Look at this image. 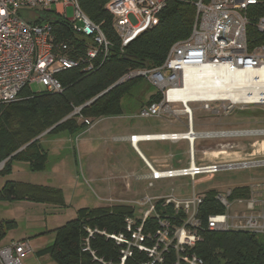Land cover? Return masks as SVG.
<instances>
[{
  "label": "built area",
  "instance_id": "1",
  "mask_svg": "<svg viewBox=\"0 0 264 264\" xmlns=\"http://www.w3.org/2000/svg\"><path fill=\"white\" fill-rule=\"evenodd\" d=\"M169 0H108L106 10L111 14L113 28L124 46L139 33L157 22L161 9ZM195 17L189 35L173 42L163 62L153 67L133 70L124 79L140 76L160 96L143 105L132 117H163L169 122L183 123L185 132L161 133L156 135L131 136L138 138L178 139L189 143L187 165L176 168H155L145 161L149 169L148 178L154 180L190 177L206 172H217L233 167L230 163H202L196 159L193 141L201 135L215 136L224 132H196L193 127L191 102H199L211 114H227L233 109L257 107L264 110V13H260V0H194ZM54 5V11L65 18L75 34L87 40L83 55L75 57L68 41H55L48 21L34 22ZM71 6L73 16H66L65 8ZM110 40L100 23L92 21L81 9L78 0H0V104L14 102L21 90L31 83L40 90L58 92L62 84L56 74L66 69L81 67L92 70L95 62L104 60ZM229 89L220 86L231 85ZM203 87L200 89V87ZM217 88V90H215ZM220 92L217 94L216 92ZM259 94L257 100L249 97L250 92ZM246 96V99L241 98ZM236 96H239L238 98ZM82 106L72 112L78 113ZM88 126L93 120L84 119ZM186 135V136H184ZM190 135V136H189ZM255 165L249 166H259ZM259 164L263 165V163ZM3 162L0 163V169ZM244 167V166H243ZM249 186V185H248ZM248 199H227L230 189L218 193L215 198L225 207L219 214L207 217L208 230H246L264 233V211L256 206L264 203L254 197L258 191L264 194V183L251 185ZM203 194L192 191L186 197L173 193L161 196H143L133 202L140 216L128 217L125 229L116 233L101 234L111 238L119 247L117 264H203L194 251L196 243L202 241V220L199 206ZM237 204L241 209H232ZM170 207V214L160 213ZM154 217L157 227L144 233L143 223ZM180 220L179 224L171 219ZM136 219L140 223L136 225ZM89 236L93 231L87 229ZM88 249V239H85ZM32 251L27 239L0 246V264H23ZM138 255L144 259L138 261ZM131 261V263H129Z\"/></svg>",
  "mask_w": 264,
  "mask_h": 264
},
{
  "label": "trees",
  "instance_id": "2",
  "mask_svg": "<svg viewBox=\"0 0 264 264\" xmlns=\"http://www.w3.org/2000/svg\"><path fill=\"white\" fill-rule=\"evenodd\" d=\"M107 1L78 0L82 11L92 21L100 23L111 42L101 63L97 60L94 68L88 71L74 67L57 73L56 77L62 84L61 91H33L26 86L17 100L0 104V163L3 162L1 176L11 173V163L14 160L26 162L31 171L43 170L48 151L41 145L42 136L62 133L74 135L88 127L84 119L122 114L123 96L129 93L134 84L145 80L140 76L121 82L119 80L130 71L161 64L170 45L189 35L195 17L194 0H169L159 12L153 26L122 46L113 28L112 16L105 8ZM260 1V13H264V0ZM44 20L50 23L55 41H68L75 57L84 54L87 40L75 34L63 16L51 9L33 21L37 23ZM145 83L149 86L146 81ZM159 98L154 90L145 101H141V105ZM87 102L89 103L86 104ZM80 106L79 112L72 114ZM46 130L45 134L39 136ZM218 193L216 189L203 193V201L199 206L202 241L195 244L193 251L202 258L203 264H264V233L207 229L208 215L225 211V207L215 198ZM249 197V186L239 185L230 189L227 199L232 202ZM17 200L56 206L65 204L60 189L14 180L5 181L0 188V202ZM157 210L168 215L171 212L170 207L163 210L160 205H157ZM128 217H136V208L132 204L82 207L76 211L73 219L50 230L54 233L53 243L41 252H48L54 264H117L119 247L100 231L107 234L123 231ZM171 222L179 224L180 220L171 219ZM139 223L140 220L136 219V225ZM14 225L13 219L0 218V242L6 231ZM156 227L155 218L148 217L142 230L147 234ZM87 229L93 231L91 236ZM137 257L138 261L144 259L142 255ZM166 264H171L169 257Z\"/></svg>",
  "mask_w": 264,
  "mask_h": 264
},
{
  "label": "rangeland",
  "instance_id": "3",
  "mask_svg": "<svg viewBox=\"0 0 264 264\" xmlns=\"http://www.w3.org/2000/svg\"><path fill=\"white\" fill-rule=\"evenodd\" d=\"M44 7L55 9L54 5L41 6L40 9ZM65 12L67 17L71 18L73 16L71 6H67ZM30 88L33 91H40L39 85L35 83H31ZM153 92L154 88L150 85L147 86L145 81L134 84L129 93L122 98L123 113L121 117H125L123 120H128L126 119L128 115L136 114L140 109L141 101H145L146 97ZM189 106L193 112V127L196 132L201 130H204L202 132H227L228 129L264 128V113L263 116L248 112H235L230 115H224L221 112L220 114H211L209 111L204 110L199 102H191ZM102 117L105 118L106 116ZM179 118L183 121L182 124L169 122L165 116L135 118L133 120L134 122L146 121L154 125L163 124V127L156 129L159 131L185 132L187 129L185 117L179 115ZM97 119H93L95 127L83 136L81 135L82 132L74 135L65 133L56 136H42L40 139L41 145L48 151L45 169L31 171L26 162L14 160L11 163V175L0 177V187L5 180L37 184L50 183L61 189L65 198L63 206L48 207L45 205V208L38 206L39 203L31 201L23 205L16 203L8 205V209L4 207L6 205L0 204V218L15 221V225L6 231L0 246L24 238H30L32 241V251L23 259V264H54L48 252H41L53 243L54 237L50 235V230L73 219L76 211L82 207L112 204L111 199L101 200L99 195L102 193L101 190L105 191L108 187L106 178L110 174L109 151L114 141L112 134L105 129V126L109 124L107 122H110V120L104 119L99 122ZM96 136L100 139L99 142L104 149H107V152L102 156L101 152L98 151L91 154L89 158L85 156L84 152L86 151L82 147L84 138L89 143V138ZM215 136L201 135L195 139L193 149L197 160L200 158L202 163L234 164L246 161L250 157L263 163V165L254 167L233 166L217 172L201 173L196 175L193 181L190 177L165 179L158 182L161 187H165V190H163L165 194L173 193L180 197H186L192 191V184L196 193L203 194L210 189H216L219 193H224L226 189L235 186L249 185L251 187L256 183H264V135L257 137L260 139L253 142L255 145L250 150L251 154L249 150L243 148L242 142L239 141L241 137H225L219 134ZM224 143H230L232 147L222 146ZM187 148L188 143L182 141L174 150V167L187 165ZM52 172H54L53 176L50 174ZM171 182L172 185L168 184ZM101 187L103 189H100ZM253 196L264 201V194L258 191ZM135 208L136 216L139 217L141 214L140 212L137 213L138 209ZM241 208L243 206L237 204L232 206V209ZM256 208L264 211V203L258 204Z\"/></svg>",
  "mask_w": 264,
  "mask_h": 264
},
{
  "label": "crops",
  "instance_id": "4",
  "mask_svg": "<svg viewBox=\"0 0 264 264\" xmlns=\"http://www.w3.org/2000/svg\"><path fill=\"white\" fill-rule=\"evenodd\" d=\"M141 107L142 105L140 104L139 108ZM121 115L122 114L112 115L109 117L106 116L105 118L102 117V118L97 119L99 122L103 121L104 119L110 120V122H107L109 124L105 126V129L110 134H112V138L114 141L109 151L110 174L106 178V183L108 187L105 189V191L101 190L102 193L99 195V198H101V200L111 199L112 204L113 203L129 204V203L135 202L136 200L146 195L147 196L165 195L163 191L165 190V187H161L158 184V182L165 180V179L154 180V179L148 178L147 175L149 173V169L146 166L145 161L150 163L155 168H161V167L162 168H176L173 166L175 163L174 162V158H175L174 150L177 148L180 142L186 141L188 143L187 139L183 137L178 138V139H170V138L159 139V138L153 137V138H145V139L138 138L136 140H133L131 139V136L133 135L139 137L143 135H156V134H161V133H172V132H177V131L165 132V131L156 130L159 127L160 128L163 127V124L154 125L146 121L145 122H134L133 119L142 118L138 116L132 117V115H128L126 119H128L129 121L126 120L127 121L126 122L125 120H123L125 117L122 118ZM94 127L95 126L93 123L92 126H88L86 129H84L81 135L83 136L87 134ZM202 131L204 130H201L199 132H202ZM43 134L39 136H42ZM49 136H56V135H49ZM99 140L100 139L97 138V136L89 138V143H91L89 144L87 140H85L84 138V143L82 147L84 148V151H86L84 152L85 156H88L90 158L91 154L97 153L98 151L101 152V155L103 156L105 152H107V149H104V147L100 144ZM188 151H189V143H188L187 153ZM63 163L65 162L63 161ZM63 172H65V170H63ZM50 174H52L53 176L54 172ZM10 175L11 173L5 176H10ZM0 177H4V176L0 175ZM169 179H174V178H169ZM30 184L59 189L58 187H55L51 185L50 183L49 184L48 183L47 184L30 183ZM168 184L172 185V182ZM100 189H103V188L101 187ZM27 202L28 200L27 201L17 200L13 202H6V201L2 202L1 201L0 204L6 205L4 207H7L8 209L9 208L8 205L15 204V203L18 205H23L24 203H27ZM45 205L48 207L56 206L53 204H46V203L38 204V206L43 207V208H45ZM50 235L54 237V233L51 232ZM24 239L29 240L30 243L32 244V241L30 238H24Z\"/></svg>",
  "mask_w": 264,
  "mask_h": 264
},
{
  "label": "flooded vegetation",
  "instance_id": "5",
  "mask_svg": "<svg viewBox=\"0 0 264 264\" xmlns=\"http://www.w3.org/2000/svg\"><path fill=\"white\" fill-rule=\"evenodd\" d=\"M235 112H248V113L253 114V115L257 114L259 116L260 115L263 116L262 114L264 113V110L260 109V108H256V107L255 108L249 107V108L233 109L229 113L224 114V115H230V114L235 113ZM219 135L225 136V137H241V139L239 141L242 142L241 144H242L243 148L249 150V152H250L251 148L255 145V143H253V142L260 139L257 137L264 135V128L228 129L226 133L219 134ZM211 137H213V136H211ZM220 145H222V144H220ZM222 146H228L230 148L232 147V145L230 143H228V144L224 143ZM250 154H251V152H250ZM254 163H256L257 165H260L258 160H253V158L249 157L246 161L237 162V163H234L232 165H234V166H253V165H255Z\"/></svg>",
  "mask_w": 264,
  "mask_h": 264
},
{
  "label": "bare ground",
  "instance_id": "6",
  "mask_svg": "<svg viewBox=\"0 0 264 264\" xmlns=\"http://www.w3.org/2000/svg\"><path fill=\"white\" fill-rule=\"evenodd\" d=\"M233 86H234V83H231V85H223V86H220V88L221 89H229V91H228V92H230L229 94H231V95L234 94L235 95V92H233L232 89H230ZM202 88L203 87L201 86L200 89H202ZM215 90H217V88ZM216 93L219 94L220 92L217 91ZM249 94H251L249 97H252V99H254V100H257V98L259 97V94H257L255 91H252ZM234 95H232V96H234ZM238 95H240L241 98H243V99L245 98L246 99V96L245 97L242 96L243 95L242 93H238ZM236 97L238 98L239 96H236ZM184 136H186V135H184Z\"/></svg>",
  "mask_w": 264,
  "mask_h": 264
},
{
  "label": "water",
  "instance_id": "7",
  "mask_svg": "<svg viewBox=\"0 0 264 264\" xmlns=\"http://www.w3.org/2000/svg\"><path fill=\"white\" fill-rule=\"evenodd\" d=\"M89 102H87L86 104H88ZM46 131H48V130H46ZM222 134V133H221Z\"/></svg>",
  "mask_w": 264,
  "mask_h": 264
}]
</instances>
